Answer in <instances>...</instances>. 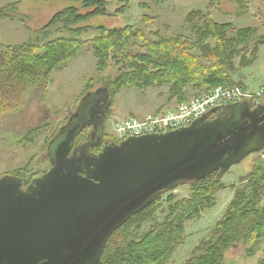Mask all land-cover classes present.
Instances as JSON below:
<instances>
[{
	"label": "trees",
	"instance_id": "16d2710c",
	"mask_svg": "<svg viewBox=\"0 0 264 264\" xmlns=\"http://www.w3.org/2000/svg\"><path fill=\"white\" fill-rule=\"evenodd\" d=\"M48 1H61L64 5L40 30L44 34H40L41 41L15 45L0 42V119L20 111L35 92H46L54 74L87 48L96 60L98 82L107 83L110 105L106 121L113 115L118 96L128 88L149 91L167 87L166 105L158 111L202 97L217 86H240L246 90L241 79L243 69L253 66L264 48V34L256 27L238 28L232 23H221L210 12L200 9L185 17V33L173 34L166 27L165 31L147 34L130 24L91 26L90 21L96 17L113 16L109 0ZM117 1L120 6L117 13H126L129 0ZM22 3L16 1L1 7L0 21L14 20ZM141 8L150 11L147 4H141ZM142 23L154 24L155 18L144 15ZM53 28L63 35L49 37ZM93 29L98 35L85 38L84 33ZM93 86V80L87 82L85 93ZM258 101L263 103L264 96ZM249 103L252 107L257 105L256 101ZM105 126L106 132L107 122ZM109 141L108 144L121 142L113 137ZM261 153L250 172L230 186L234 195L225 214L195 246L184 264H226L227 252L237 243L244 246L248 257L263 253L257 264H264ZM47 161L51 166L49 158ZM36 163L37 157L33 156L19 170L17 177L23 180L24 188L48 170L41 171ZM187 185L188 197L180 198L174 191L169 192L132 216L110 237L100 264H167L184 243L187 223L213 209L217 194L226 188L218 172Z\"/></svg>",
	"mask_w": 264,
	"mask_h": 264
},
{
	"label": "water",
	"instance_id": "95a60500",
	"mask_svg": "<svg viewBox=\"0 0 264 264\" xmlns=\"http://www.w3.org/2000/svg\"><path fill=\"white\" fill-rule=\"evenodd\" d=\"M108 99L107 86L83 97L76 117L49 144L50 169L26 188L17 176L0 178V264H100L110 237L132 216L264 149V106L252 109L247 101L100 153L90 143L74 148L92 115L109 108Z\"/></svg>",
	"mask_w": 264,
	"mask_h": 264
},
{
	"label": "rangeland",
	"instance_id": "374dc122",
	"mask_svg": "<svg viewBox=\"0 0 264 264\" xmlns=\"http://www.w3.org/2000/svg\"><path fill=\"white\" fill-rule=\"evenodd\" d=\"M16 1L23 3L15 13L14 20L0 21V42L4 44L41 41V35L44 34L40 30L50 23L56 11L64 5L61 1L51 3L48 0H0V8ZM109 1L110 5L112 4L109 10L113 16L96 17L90 21L91 26L122 27L130 24L145 30L147 34L151 31H165L166 27H169L173 34L185 33V17L192 10L200 9L210 12L218 22L232 23L238 28L253 26L264 34V0H129V7L124 14L117 13V8L120 7L117 0ZM141 4H147L150 11L143 10ZM144 15L154 17L155 23H142ZM51 32L49 37L63 35L57 33L55 28L51 29ZM97 35L96 29L84 33L85 38ZM95 67L96 60L92 51L87 48L54 74L53 82L46 92H35L20 111L0 119V178L5 175H20V168L33 156L37 157L36 164L41 171L50 169L49 162H46L50 142L68 123L71 116L78 113L79 104L87 93L103 90L107 86V83L98 82L100 77ZM243 72L248 90H264V48L257 62L245 68ZM116 73L117 71H114V74ZM104 76H107V73ZM90 80L94 81V86L85 93L84 87ZM167 90L165 86L154 87L149 91L130 88L123 90L112 108L113 115L107 121L108 127L104 137L106 138L108 133L109 140L115 138V123L131 117H145L166 105ZM45 123L50 126H44ZM89 132L84 130L77 142L86 140ZM107 138L106 144L110 143ZM259 156L260 151L250 154L222 176L226 188L217 194V205L203 213L199 219L187 223L184 243L167 264H184L190 257L195 246L225 214L234 195L230 186L240 182V179L250 172ZM174 192L180 198L188 197L189 186L182 185ZM262 255L263 253H259L248 257L244 246L237 243L227 252L226 264H257Z\"/></svg>",
	"mask_w": 264,
	"mask_h": 264
},
{
	"label": "built area",
	"instance_id": "2783aa9c",
	"mask_svg": "<svg viewBox=\"0 0 264 264\" xmlns=\"http://www.w3.org/2000/svg\"><path fill=\"white\" fill-rule=\"evenodd\" d=\"M263 96L264 90L249 93L240 86H217L202 97L155 111L142 118L131 117L115 123V138L123 140L130 136L159 134L187 127L217 106L244 101H256L259 104L258 100Z\"/></svg>",
	"mask_w": 264,
	"mask_h": 264
},
{
	"label": "flooded vegetation",
	"instance_id": "af4514ba",
	"mask_svg": "<svg viewBox=\"0 0 264 264\" xmlns=\"http://www.w3.org/2000/svg\"><path fill=\"white\" fill-rule=\"evenodd\" d=\"M102 102H103V100H102ZM108 102H109V99H108ZM239 103H244V102H239ZM225 104H229V103H225ZM230 104H232V103H230ZM250 105L252 106L251 103H250ZM261 105L264 106V102L263 103H259L257 106H253L251 108L254 109V108H256L258 106H261ZM108 109L107 110L104 109L103 113L102 112H98V113H94L92 115L93 123L90 126H86L83 129V131L80 133V135H81L84 132V130L87 129V131H90L89 135H88L89 137L86 140L78 141V142H77V139H78L77 138L76 142L74 144V148L78 147V146H80V145H82L84 143H90L92 151H94L96 153H100V151L102 150L103 147L109 145V144H106L107 143L106 142V138L107 137L106 138L104 137V133H105V129H106L105 124L107 122L106 118H107V114H108ZM263 114H264V112H263ZM217 115H219V113L211 115L210 118L213 119V118L217 117ZM74 117H76V115ZM74 121H76V120H74ZM108 140L109 139L107 138V141Z\"/></svg>",
	"mask_w": 264,
	"mask_h": 264
},
{
	"label": "crops",
	"instance_id": "0c3cea01",
	"mask_svg": "<svg viewBox=\"0 0 264 264\" xmlns=\"http://www.w3.org/2000/svg\"><path fill=\"white\" fill-rule=\"evenodd\" d=\"M243 71H244V69H243ZM241 79H242V82H243V84H244V86H245V88H246V90L245 91H247V92H249V93H256V91H250V90H248V83L245 81V79H246V77H245V75H244V72H242V75H241ZM244 90V89H243ZM259 92V91H258ZM173 105H170V106H167L166 108H168V107H172ZM165 108V109H166ZM231 169V168H230Z\"/></svg>",
	"mask_w": 264,
	"mask_h": 264
},
{
	"label": "bare ground",
	"instance_id": "6f19581e",
	"mask_svg": "<svg viewBox=\"0 0 264 264\" xmlns=\"http://www.w3.org/2000/svg\"><path fill=\"white\" fill-rule=\"evenodd\" d=\"M131 137V136H130ZM127 139V138H126ZM123 140H125V139H123ZM123 140H120L121 142L123 141ZM120 143V142H119ZM110 145V144H109Z\"/></svg>",
	"mask_w": 264,
	"mask_h": 264
}]
</instances>
